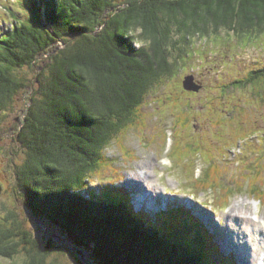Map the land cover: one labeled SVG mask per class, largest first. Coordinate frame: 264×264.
<instances>
[{
    "label": "trees",
    "instance_id": "obj_1",
    "mask_svg": "<svg viewBox=\"0 0 264 264\" xmlns=\"http://www.w3.org/2000/svg\"><path fill=\"white\" fill-rule=\"evenodd\" d=\"M28 10L0 37V112L33 88L16 133L27 153L16 169L25 206L100 264H217L215 238L184 206L158 210L154 219L135 209L128 190L97 191L89 182L113 141L145 120L152 87L173 75L168 45L186 50L193 36L210 40L222 29L256 42L264 0H28ZM25 66L40 69L36 84L17 74ZM234 84L260 93L264 65ZM216 168L205 183L224 187ZM251 180L247 190L257 195L264 187ZM10 216L4 223L12 224L0 225V256L24 252L21 264H49L50 248Z\"/></svg>",
    "mask_w": 264,
    "mask_h": 264
},
{
    "label": "rangeland",
    "instance_id": "obj_2",
    "mask_svg": "<svg viewBox=\"0 0 264 264\" xmlns=\"http://www.w3.org/2000/svg\"><path fill=\"white\" fill-rule=\"evenodd\" d=\"M28 15V0H0V37L15 20ZM254 34L256 42H251L222 29L216 38L210 35L214 42L195 35L186 50L184 45L179 52L168 45L176 62L173 75L152 87L142 105L143 125L134 124L113 141L89 182L97 191L107 185L128 190L135 209L145 207L153 218L159 209L184 206L215 238L219 252L212 258L217 264L220 259L244 264V258L253 257V243L263 245L255 264H264V199L258 197L264 198V188L257 195L247 190L251 177L264 187V90L234 84L264 65V31ZM174 37L182 38L176 32ZM39 70L25 66L16 72L29 86L36 84ZM188 74L203 85L199 91L184 89ZM32 92V87L23 88L0 112V225L12 224L4 222L12 220L14 212L38 236L43 249L50 248L49 264H100L90 250L80 249L59 228L30 212L18 193L16 169L27 153L16 133ZM216 166L220 168L216 178L224 187L205 183ZM142 190L150 195L144 205L138 195ZM232 214L248 222L245 236L232 227L236 223ZM254 217L259 224L249 227ZM241 222L242 218L237 224ZM26 259L24 252L14 258L0 256V264Z\"/></svg>",
    "mask_w": 264,
    "mask_h": 264
},
{
    "label": "bare ground",
    "instance_id": "obj_3",
    "mask_svg": "<svg viewBox=\"0 0 264 264\" xmlns=\"http://www.w3.org/2000/svg\"><path fill=\"white\" fill-rule=\"evenodd\" d=\"M132 182V181H131ZM128 184H129V186H130V181L128 182ZM139 196H141V204L143 203V205L145 204V203H149V201H148V199H149V196L150 195H147V194H144V192H143V190H142V192H141V194H138ZM160 208V207H159ZM239 210V209H238ZM237 210V211H238ZM138 213V212H137ZM246 217H247V215H245ZM232 217H234L235 219H234V222H236L235 224H231L232 225V227L235 229V231L237 230V231H239V233L238 234H242V235H244L245 236V234L248 232V222H244V220H245V217L243 216V217H241L242 219H243V222H241V225L239 226L238 224H237V222H240L241 221V218L240 217H237V215L236 214H232ZM254 221H252V220H250V221H252V224H249V227L251 226V225H257V223L259 224V219H256L255 217H254ZM256 223V224H255ZM242 225H243V227H242ZM261 226H262V230L264 231V223L263 222H261ZM246 229V230H245ZM259 230V229H258ZM263 247V245H261L260 247H258V245H257V243H253L252 245H251V249H254V253H253V257H252V259H250V257H248V258H244V260H245V263L244 264H255L256 263V257H257V254H258V252H259V250L261 249ZM245 249H247L246 248V246H245ZM244 250V249H243ZM240 258L242 259V256H241V254H240Z\"/></svg>",
    "mask_w": 264,
    "mask_h": 264
},
{
    "label": "water",
    "instance_id": "obj_4",
    "mask_svg": "<svg viewBox=\"0 0 264 264\" xmlns=\"http://www.w3.org/2000/svg\"><path fill=\"white\" fill-rule=\"evenodd\" d=\"M183 87L186 90L190 91H199L202 85L200 83H197L194 79L193 75H186L184 80H183Z\"/></svg>",
    "mask_w": 264,
    "mask_h": 264
}]
</instances>
